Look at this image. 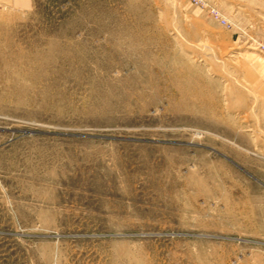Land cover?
I'll use <instances>...</instances> for the list:
<instances>
[{
	"label": "rangeland",
	"instance_id": "rangeland-1",
	"mask_svg": "<svg viewBox=\"0 0 264 264\" xmlns=\"http://www.w3.org/2000/svg\"><path fill=\"white\" fill-rule=\"evenodd\" d=\"M207 1L0 0V264H264V0Z\"/></svg>",
	"mask_w": 264,
	"mask_h": 264
},
{
	"label": "built area",
	"instance_id": "built-area-1",
	"mask_svg": "<svg viewBox=\"0 0 264 264\" xmlns=\"http://www.w3.org/2000/svg\"><path fill=\"white\" fill-rule=\"evenodd\" d=\"M191 1L197 6L206 8L210 13V15L212 16V18L217 22L221 23L222 25L228 28L232 27V21L230 20V18L224 12H222L215 4H212L207 0H191Z\"/></svg>",
	"mask_w": 264,
	"mask_h": 264
}]
</instances>
